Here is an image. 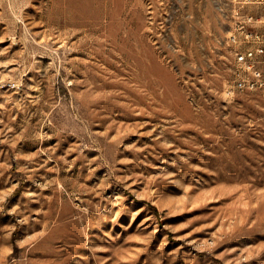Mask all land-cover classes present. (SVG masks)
I'll return each instance as SVG.
<instances>
[{"label": "rangeland", "instance_id": "rangeland-1", "mask_svg": "<svg viewBox=\"0 0 264 264\" xmlns=\"http://www.w3.org/2000/svg\"><path fill=\"white\" fill-rule=\"evenodd\" d=\"M233 1L0 0V264H264Z\"/></svg>", "mask_w": 264, "mask_h": 264}, {"label": "built area", "instance_id": "built-area-1", "mask_svg": "<svg viewBox=\"0 0 264 264\" xmlns=\"http://www.w3.org/2000/svg\"><path fill=\"white\" fill-rule=\"evenodd\" d=\"M249 3L256 4L260 12L256 15L245 12ZM231 4V27H236V31L230 41L237 44L239 38H243L245 43H253L255 47L236 52L233 86L229 92L264 90V0H239ZM256 64H263V71H256Z\"/></svg>", "mask_w": 264, "mask_h": 264}, {"label": "bare ground", "instance_id": "bare-ground-1", "mask_svg": "<svg viewBox=\"0 0 264 264\" xmlns=\"http://www.w3.org/2000/svg\"><path fill=\"white\" fill-rule=\"evenodd\" d=\"M256 71H263V69H259V68H257V66H256Z\"/></svg>", "mask_w": 264, "mask_h": 264}]
</instances>
